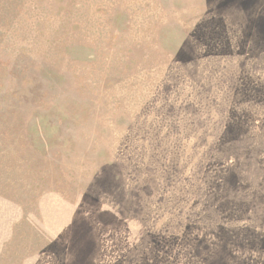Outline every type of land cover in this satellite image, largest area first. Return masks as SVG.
I'll return each instance as SVG.
<instances>
[{
    "label": "rangeland",
    "instance_id": "rangeland-1",
    "mask_svg": "<svg viewBox=\"0 0 264 264\" xmlns=\"http://www.w3.org/2000/svg\"><path fill=\"white\" fill-rule=\"evenodd\" d=\"M0 264H264V0H0Z\"/></svg>",
    "mask_w": 264,
    "mask_h": 264
}]
</instances>
